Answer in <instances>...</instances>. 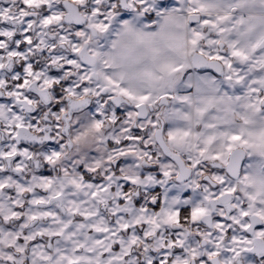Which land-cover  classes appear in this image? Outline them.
Wrapping results in <instances>:
<instances>
[{"label": "clouds", "instance_id": "obj_1", "mask_svg": "<svg viewBox=\"0 0 264 264\" xmlns=\"http://www.w3.org/2000/svg\"><path fill=\"white\" fill-rule=\"evenodd\" d=\"M127 2L0 0V264H264V0Z\"/></svg>", "mask_w": 264, "mask_h": 264}, {"label": "snow or ice", "instance_id": "obj_2", "mask_svg": "<svg viewBox=\"0 0 264 264\" xmlns=\"http://www.w3.org/2000/svg\"><path fill=\"white\" fill-rule=\"evenodd\" d=\"M33 2H34V0H26V3H29V4H31V3H33ZM120 2L123 4V7H124L125 9H134V4L128 3L127 0H120ZM137 2H138L140 5H144V4L146 3V0H137ZM112 7H113V8H116L117 5H116V4H113ZM161 7H162V6H161ZM145 10H146V9H145ZM96 11L99 12V9H97ZM108 15H109V16H114V13H111V12H110V13H108ZM132 15H133V12H132V11H128V10L124 11L123 14L120 16V21H121V23H123V24H125V25H128V24L130 23L129 17H131ZM227 18H228L227 16H221V17H219V20L222 21V20H226ZM52 19H53V17H48V18L45 20V23H50ZM149 19H150V17H149ZM205 23L207 24V23H209V21H205ZM239 23L243 24L244 21L241 20V21H239ZM108 26H109V25H108L107 23H103V22H101V23L95 25L96 28H99V29H101L102 31H103V30H106V29L108 28ZM252 27H254V25H250V29H251ZM219 31H220V32H224L225 29H224V28H220ZM146 35H147V34H144V33H137V37H138V39H140V40L145 39ZM196 36L199 37V36H200V33H196ZM29 42H30V38H29ZM196 43H197V40H196V39H193V40H192V44L195 45ZM257 46H259V45L257 44V45H254L253 47H257ZM77 50H78V49H77ZM231 55L234 56V57H239L241 60H244V61H246V60L248 59V54H247L244 50H242L241 48H239V47H234L233 50H232V52H231ZM212 59H223V57H218V56H217V57H212ZM227 63H228L229 68H231V66H232V65H231V61H228ZM165 67H168V66L165 65ZM28 71L31 72V66H30V65H29V67H28ZM229 79H231V77H229ZM239 79L242 80L243 77H240ZM26 82H27V81H24V83H26ZM251 90H252V91H256V89H251ZM122 91H124V92L127 93V89H122ZM128 94L131 95V93H128ZM139 99H140L141 102H143L144 100L148 99V97H147V96H143V97H140ZM186 134H187V133H185V135H186ZM259 135H260V136H264V133H260ZM137 138H139V137H137ZM231 139L234 140V141L242 140V135H241V134L233 135V136L231 137ZM243 142L246 143V144L248 143L247 140H244ZM49 159H51V158H49ZM244 214L247 215V213H244Z\"/></svg>", "mask_w": 264, "mask_h": 264}]
</instances>
